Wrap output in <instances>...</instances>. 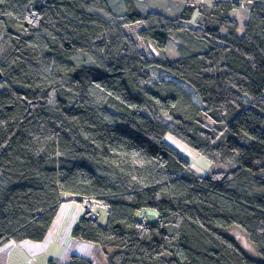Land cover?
Instances as JSON below:
<instances>
[{
  "label": "trees",
  "instance_id": "trees-1",
  "mask_svg": "<svg viewBox=\"0 0 264 264\" xmlns=\"http://www.w3.org/2000/svg\"><path fill=\"white\" fill-rule=\"evenodd\" d=\"M125 1L115 25L109 0H0V248L43 242L72 195L108 208L106 226L84 212L72 232L107 264H264V194L239 187L264 184V0H186L176 17ZM177 35L205 47L158 56ZM168 133L236 164L200 176Z\"/></svg>",
  "mask_w": 264,
  "mask_h": 264
},
{
  "label": "rangeland",
  "instance_id": "rangeland-1",
  "mask_svg": "<svg viewBox=\"0 0 264 264\" xmlns=\"http://www.w3.org/2000/svg\"><path fill=\"white\" fill-rule=\"evenodd\" d=\"M184 1L186 0H132V3L143 14L148 12H159L169 17H176L180 15ZM109 4V11L98 10V12L108 21L116 25L119 22V17L126 12V1L109 0ZM249 8L250 4L241 1L240 9L234 13V16L238 19L240 24V35L243 33L244 24L248 21ZM222 33L225 34V31H222ZM204 47L205 46L203 43L190 39L187 35H177L169 39L167 48L163 55L157 51L156 54L160 57L164 56L166 58H175L183 52L187 53L193 50L199 51L203 50ZM103 51L104 50L101 49L98 52V59H95L94 57L92 58L91 56L83 53H78L75 57V61L85 64H94L97 60L98 62H101L102 58L104 57ZM153 72L155 78H160L163 75H165L167 78L170 77L169 74L161 70H154ZM187 89L198 101L194 91L189 87H187ZM165 140L168 144L176 148L180 154H182L186 160L190 162L192 170L200 176L208 175L215 170H221L223 168L227 169L229 167L235 166L236 164V156L225 157L223 163H213L211 160L199 154L196 150L184 142L180 141L172 133H168ZM239 187L247 190L251 196L255 194H264V184L256 181L251 176ZM146 210L149 213H153V217H148V221L156 222L158 218L157 211L150 208L144 209L143 213ZM99 212L101 213L99 224L106 226L108 219L106 207L101 205ZM82 214L83 208L79 202H64L58 210L57 216L52 224L47 238L43 242L23 241L17 243L18 245L14 246V250L12 252L10 251L8 255L10 260L9 264H49L50 260L57 261L62 259L68 248H75L76 250H79V252H88L90 247L89 245L94 244L79 241V244L71 245V243L69 244L68 242V240L72 238L73 229L78 224ZM229 232L238 241L240 246L244 248L249 254L253 256L256 255L254 247L248 242L244 233L240 229L234 228ZM67 238L68 240L66 241ZM106 259V252H100L99 254H96V264H107Z\"/></svg>",
  "mask_w": 264,
  "mask_h": 264
},
{
  "label": "crops",
  "instance_id": "crops-1",
  "mask_svg": "<svg viewBox=\"0 0 264 264\" xmlns=\"http://www.w3.org/2000/svg\"><path fill=\"white\" fill-rule=\"evenodd\" d=\"M101 207V206H100ZM99 207V208H100ZM108 208L106 207V210ZM144 215L145 217L148 219V217H153V213H149L147 210L144 212ZM100 216H101V213H100ZM100 218V217H99ZM153 219V218H152ZM99 220V219H98ZM68 240V238L66 239V241ZM81 241V240H75L73 238L69 239L68 242L69 244L71 243L72 244H79L78 242ZM81 242H84V241H81ZM88 243V242H86ZM91 244V243H89ZM18 245L17 243H13V242H10V243H7L6 245L2 246L0 248V264H9V253L10 251L12 252L14 250V246ZM89 251L84 253V252H79V250H76L75 248H68L66 253L64 254L63 258L58 260L60 263L62 264H67L69 263V260H70V256L72 254H77V255H80L82 257H85L87 258L88 260H90L93 264H96V254L100 253V252H105L104 249L100 246H97V245H89ZM95 250V251H94ZM82 251V250H81ZM94 251V252H93ZM93 252V253H92ZM93 255V256H92Z\"/></svg>",
  "mask_w": 264,
  "mask_h": 264
},
{
  "label": "built area",
  "instance_id": "built-area-1",
  "mask_svg": "<svg viewBox=\"0 0 264 264\" xmlns=\"http://www.w3.org/2000/svg\"><path fill=\"white\" fill-rule=\"evenodd\" d=\"M209 123H211L212 125V122L209 121ZM66 199L69 201L79 202L83 208V212L85 213L87 212L91 216V218L93 219L99 218L100 203L94 198L76 197L72 195H67Z\"/></svg>",
  "mask_w": 264,
  "mask_h": 264
},
{
  "label": "water",
  "instance_id": "water-1",
  "mask_svg": "<svg viewBox=\"0 0 264 264\" xmlns=\"http://www.w3.org/2000/svg\"><path fill=\"white\" fill-rule=\"evenodd\" d=\"M3 80H4V75H3V73H2V71H1V69H0V83H1Z\"/></svg>",
  "mask_w": 264,
  "mask_h": 264
},
{
  "label": "bare ground",
  "instance_id": "bare-ground-1",
  "mask_svg": "<svg viewBox=\"0 0 264 264\" xmlns=\"http://www.w3.org/2000/svg\"><path fill=\"white\" fill-rule=\"evenodd\" d=\"M101 206V205H100ZM99 217H100V212H99Z\"/></svg>",
  "mask_w": 264,
  "mask_h": 264
}]
</instances>
